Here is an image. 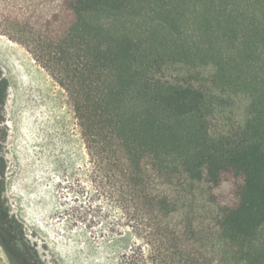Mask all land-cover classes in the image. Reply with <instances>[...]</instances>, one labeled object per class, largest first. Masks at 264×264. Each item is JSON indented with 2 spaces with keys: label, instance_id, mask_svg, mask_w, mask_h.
Segmentation results:
<instances>
[{
  "label": "trees",
  "instance_id": "obj_1",
  "mask_svg": "<svg viewBox=\"0 0 264 264\" xmlns=\"http://www.w3.org/2000/svg\"><path fill=\"white\" fill-rule=\"evenodd\" d=\"M144 1L0 0V28L68 93L90 157L89 174L66 186L67 212L88 240L127 243L121 264H264L249 243L264 225L263 144L208 148L173 122L218 96L205 85L220 83L221 66L175 69L165 90L150 79L153 101L131 110L143 74L137 41L109 38L87 17ZM254 3L264 29V0Z\"/></svg>",
  "mask_w": 264,
  "mask_h": 264
},
{
  "label": "rangeland",
  "instance_id": "obj_2",
  "mask_svg": "<svg viewBox=\"0 0 264 264\" xmlns=\"http://www.w3.org/2000/svg\"><path fill=\"white\" fill-rule=\"evenodd\" d=\"M254 2L146 0L139 11L105 7L87 17L109 38L137 41L143 74L128 108L153 101L150 79L165 90L175 69L188 76L195 66L219 64L220 83L205 85L218 96L173 122L204 147H264V29ZM90 169L68 93L0 28V264H121L128 244L88 240L64 205L66 186ZM249 243L264 254V225Z\"/></svg>",
  "mask_w": 264,
  "mask_h": 264
}]
</instances>
